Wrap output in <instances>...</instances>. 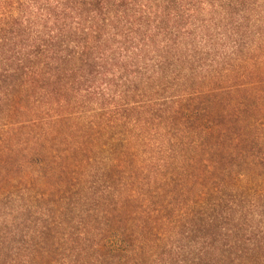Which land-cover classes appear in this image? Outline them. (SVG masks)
Masks as SVG:
<instances>
[{"label": "trees", "instance_id": "16d2710c", "mask_svg": "<svg viewBox=\"0 0 264 264\" xmlns=\"http://www.w3.org/2000/svg\"><path fill=\"white\" fill-rule=\"evenodd\" d=\"M0 264H264V0H0Z\"/></svg>", "mask_w": 264, "mask_h": 264}]
</instances>
